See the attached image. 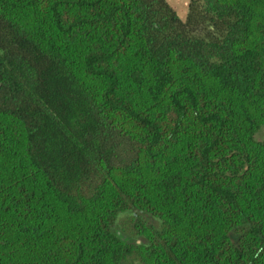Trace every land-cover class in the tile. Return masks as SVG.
<instances>
[{
    "label": "trees",
    "instance_id": "obj_1",
    "mask_svg": "<svg viewBox=\"0 0 264 264\" xmlns=\"http://www.w3.org/2000/svg\"><path fill=\"white\" fill-rule=\"evenodd\" d=\"M263 128L264 0H0V264H264Z\"/></svg>",
    "mask_w": 264,
    "mask_h": 264
},
{
    "label": "rangeland",
    "instance_id": "obj_2",
    "mask_svg": "<svg viewBox=\"0 0 264 264\" xmlns=\"http://www.w3.org/2000/svg\"><path fill=\"white\" fill-rule=\"evenodd\" d=\"M256 139L258 141H264V128L257 134ZM131 215H123L120 217L118 223H117V227H116V231L128 242L134 243L137 242L138 239L133 237L129 231H128V227H127V222L129 221Z\"/></svg>",
    "mask_w": 264,
    "mask_h": 264
},
{
    "label": "crops",
    "instance_id": "obj_3",
    "mask_svg": "<svg viewBox=\"0 0 264 264\" xmlns=\"http://www.w3.org/2000/svg\"><path fill=\"white\" fill-rule=\"evenodd\" d=\"M181 19L187 17L191 0H166Z\"/></svg>",
    "mask_w": 264,
    "mask_h": 264
}]
</instances>
